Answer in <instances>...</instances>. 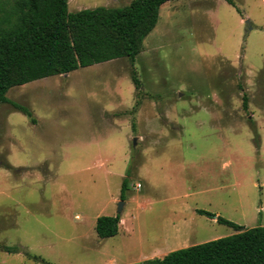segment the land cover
<instances>
[{
	"label": "rangeland",
	"instance_id": "rangeland-1",
	"mask_svg": "<svg viewBox=\"0 0 264 264\" xmlns=\"http://www.w3.org/2000/svg\"><path fill=\"white\" fill-rule=\"evenodd\" d=\"M231 1H167L133 59L6 92L31 117L0 103V246L19 250L0 264H136L235 233L196 210L264 225V0Z\"/></svg>",
	"mask_w": 264,
	"mask_h": 264
},
{
	"label": "trees",
	"instance_id": "trees-1",
	"mask_svg": "<svg viewBox=\"0 0 264 264\" xmlns=\"http://www.w3.org/2000/svg\"><path fill=\"white\" fill-rule=\"evenodd\" d=\"M167 1L170 0H131L124 7L97 6L70 12L67 0H0V103H10L31 117L27 108L5 96L10 88L118 58L133 59L142 51L143 39L155 27L159 8ZM225 1L234 7L231 0ZM132 82L135 88L139 87L134 76ZM246 99L243 95L244 109ZM127 182L124 177L122 200ZM196 213L215 218L235 233L136 264H264V225L244 229L208 211ZM119 223V214L100 215L95 221V232L102 239L112 237L117 234ZM0 249L19 252L15 246ZM26 255L51 264L38 256Z\"/></svg>",
	"mask_w": 264,
	"mask_h": 264
},
{
	"label": "water",
	"instance_id": "water-1",
	"mask_svg": "<svg viewBox=\"0 0 264 264\" xmlns=\"http://www.w3.org/2000/svg\"><path fill=\"white\" fill-rule=\"evenodd\" d=\"M64 75H66V74H64ZM132 142H133V145H134L135 142H136V139L133 138ZM123 204H124V201H123V200H119V201H118V205H117V214H119V215H120V213H121V211H122V206H123Z\"/></svg>",
	"mask_w": 264,
	"mask_h": 264
},
{
	"label": "crops",
	"instance_id": "crops-1",
	"mask_svg": "<svg viewBox=\"0 0 264 264\" xmlns=\"http://www.w3.org/2000/svg\"><path fill=\"white\" fill-rule=\"evenodd\" d=\"M67 9H68V0H67ZM82 9H84V8H82ZM68 11H69V10H68ZM76 11H77V10H76ZM70 12H73V11H70ZM166 254H167V253H166ZM163 256H164V255H163ZM163 256H162V257H163ZM162 257H161V258H162Z\"/></svg>",
	"mask_w": 264,
	"mask_h": 264
},
{
	"label": "built area",
	"instance_id": "built-area-1",
	"mask_svg": "<svg viewBox=\"0 0 264 264\" xmlns=\"http://www.w3.org/2000/svg\"><path fill=\"white\" fill-rule=\"evenodd\" d=\"M138 186H139V184H138Z\"/></svg>",
	"mask_w": 264,
	"mask_h": 264
}]
</instances>
